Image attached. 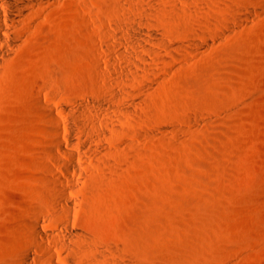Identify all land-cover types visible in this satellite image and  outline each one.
<instances>
[{
    "label": "rangeland",
    "instance_id": "rangeland-1",
    "mask_svg": "<svg viewBox=\"0 0 264 264\" xmlns=\"http://www.w3.org/2000/svg\"><path fill=\"white\" fill-rule=\"evenodd\" d=\"M42 1L0 68V264H264V0ZM94 99L114 154L70 235L39 107Z\"/></svg>",
    "mask_w": 264,
    "mask_h": 264
},
{
    "label": "bare ground",
    "instance_id": "bare-ground-1",
    "mask_svg": "<svg viewBox=\"0 0 264 264\" xmlns=\"http://www.w3.org/2000/svg\"><path fill=\"white\" fill-rule=\"evenodd\" d=\"M44 2L42 0H0V68L9 60L10 53L20 48L15 30L21 27L26 20L28 21L34 7L38 4L44 6L46 4ZM31 21L35 22V20ZM49 96L54 100L57 94L49 93ZM113 106L114 103L110 102L111 109ZM106 107L107 105L101 99L85 103L72 100L69 108L57 103L42 101L39 107L45 113L44 121L49 122L52 126V129L46 131L51 142L44 145L42 150L43 157L50 163L44 168L48 186L47 194L54 207L64 215L61 227L70 235L76 233L71 227L73 212L80 208L81 204L92 199L98 190V183L105 177L109 166L106 162L114 154L104 145L108 137L107 131L97 126L98 123L105 127L109 126L108 121L104 118V115L108 114ZM84 113L91 117L88 125L81 117ZM59 114L67 116L75 114L83 137H79L77 140L64 137L60 131L62 127L69 129L74 134L77 133V129L75 126L63 124L58 117ZM113 115L118 118L119 112L114 109ZM112 129L116 131L115 127ZM71 145L77 147V152L62 150L65 146ZM56 150L62 151V155L69 157L68 163H64L60 159ZM98 173L103 176L100 177ZM32 234L36 239H44L42 231L36 226ZM44 250L48 255L51 254L50 248L44 246ZM50 262H53L52 258ZM69 263H73L72 260H69Z\"/></svg>",
    "mask_w": 264,
    "mask_h": 264
}]
</instances>
